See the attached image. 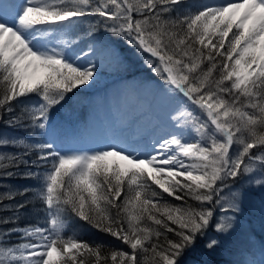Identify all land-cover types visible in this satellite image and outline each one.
<instances>
[{"label":"snow or ice","instance_id":"snow-or-ice-1","mask_svg":"<svg viewBox=\"0 0 264 264\" xmlns=\"http://www.w3.org/2000/svg\"><path fill=\"white\" fill-rule=\"evenodd\" d=\"M84 18H97L88 35L103 25L148 54L163 97L175 105L172 130L73 152L55 139L0 137V147L23 149L0 153V171L27 167L39 182L32 200L45 216L43 225L20 227L32 200L4 201L30 190L0 192V264H180L209 227L233 230L228 213L240 204L239 193L223 195L230 182L247 175L264 186V0H0V121L7 113L9 124L45 130L55 106L95 82L99 65L80 61L98 49L89 44L73 54L79 41L68 38ZM30 94L39 102L17 113L13 102ZM215 205L225 215L213 223ZM72 217L129 251L66 235ZM218 244L213 238L206 246Z\"/></svg>","mask_w":264,"mask_h":264},{"label":"rangeland","instance_id":"rangeland-1","mask_svg":"<svg viewBox=\"0 0 264 264\" xmlns=\"http://www.w3.org/2000/svg\"><path fill=\"white\" fill-rule=\"evenodd\" d=\"M192 2L216 4L226 3L227 0H192ZM96 19L77 20L68 30V38L79 41L71 49L73 54L81 52L82 49L86 50L89 44L98 49L100 53L98 56H90L80 61L81 64H87L91 59L99 65L98 74L94 78L95 82L74 90L68 94L65 101L55 106L50 111L47 129L35 130L25 124L24 126L14 125L17 131H13L11 130L13 128L10 127L12 124H9L10 128H1L0 137L24 140L32 144L55 139L65 152L99 149L106 146L102 126L109 123L108 109L110 108L113 111L121 112L133 124V129L141 126L143 131L139 133L138 137L140 138L149 140L151 136L146 133L150 129H157L155 132L171 131L165 129L163 124L168 125V119L163 118L169 113V108L174 103H170L162 96V81L149 67L148 54L139 52L130 46L123 37L108 32L103 25H99L91 35H88L89 27L95 24ZM26 98H30L28 106L39 102V97L36 94H30ZM108 131L110 133L109 129ZM129 136L132 138V135ZM8 146L0 147V153L20 155V152L23 151L19 144H15L16 149L14 150L16 151ZM252 151L258 154V149ZM31 155L32 159H35V153ZM25 159L28 158L25 157ZM27 171V167L24 171H20V174L16 171V174H13L15 177L8 184L13 191L30 190L24 196L16 198L17 202H22L25 199L32 200V195L39 186L36 179L25 175ZM3 175L5 174L0 172V177ZM255 175L258 176L259 173ZM4 182L7 184V180ZM231 193H239L240 204L238 212L228 213L229 215L234 214L236 217L234 228L230 233L225 234L213 230L207 241L213 238L219 240V244L224 246L222 250L227 251L229 256H234L230 264H261V261H264V186H257L253 182V177L246 175L237 178L234 183L230 182L228 187L223 190V195L226 198L230 197ZM30 204L32 207L35 206V213L42 216L41 220L34 224L43 225L45 221L44 213L41 211L43 206L35 200H32ZM214 213L213 223L225 215L221 211L220 205L214 206ZM32 218L36 219L35 216ZM79 222H81L80 219L76 217L69 219L66 235H72L74 232L77 235L81 233L80 229V231L89 229L79 225ZM82 224L85 223L82 222ZM77 225L78 232H73L72 228ZM16 241L17 236L14 235L12 242ZM213 253H215V248L209 249L207 253H203L197 258L190 259L187 264H207Z\"/></svg>","mask_w":264,"mask_h":264},{"label":"trees","instance_id":"trees-1","mask_svg":"<svg viewBox=\"0 0 264 264\" xmlns=\"http://www.w3.org/2000/svg\"><path fill=\"white\" fill-rule=\"evenodd\" d=\"M29 100H30V98L24 97V98H21L22 103L13 102L16 112L17 113L20 112L24 105H28V101ZM4 115H5L6 118H5V120L0 121V130H1V128L2 129H7V128L12 127L13 129H11V130L17 131L15 129L14 125H10V127H9L8 119L10 117L8 116V114L5 113ZM10 146L13 148V150L16 149L15 144L9 145L8 147H10ZM10 150H12V149H10ZM14 151H16V150H14ZM21 154L22 153L20 152V155ZM31 158H32V155H31ZM24 169H25V166L21 165L19 168L12 167L9 170L12 171L13 174H16V171L20 174V171H24ZM0 172H3V171H0ZM13 177H15V175L8 176L6 174L0 177V192H6V191L11 189V186H9L8 184L10 183L11 179L13 180ZM5 180H7V184L4 182ZM12 189H14V188L12 187ZM18 197H19V195L14 198V201L5 200L4 203L5 204H13L14 202H17L16 198H18ZM165 197L168 199V201L170 203H173V204H181V203H183L182 201H176L172 197H167V194H165ZM188 203L189 204H196L197 202L189 200ZM210 207H212V206H210ZM35 210H36V208H35L34 205L32 207L31 204H28L27 210L23 211L21 213V218H20V221H19V225L23 226V225H26V224H34V222H36L38 220H41L40 217H42V216L39 213H35L36 212ZM2 214L5 215V216H10L11 212H5V213H2ZM33 216H35L36 219L32 218ZM80 221L81 222L78 223L79 225L84 226L86 228H89L87 231H80L81 229L79 230L78 225L76 227L72 228L73 232L74 231L78 232V230H79V232H81V233L77 234V236L80 239H82L84 241H87L89 243L103 244V245H105V251H107L109 249H123L125 251H129L127 246L123 245L119 240L111 237L109 234L103 233V232L93 228L92 226H90L85 221H82V220H80ZM82 222H84L85 224H82ZM11 226L12 225H7L6 227H11ZM213 230H214L213 227H209L207 235L205 237H203V238H199L197 240L195 246L192 247L191 249H189L181 257L180 264H187V262L190 259H193L195 257L197 258L198 256H201L203 253H207L208 252L209 248L206 246L207 242H208L207 239H208L210 233ZM222 248H224V246L221 245V244H218V246L215 247V253H213L212 254L213 256L208 259V263L207 264H230V263H232L234 256L233 255L229 256L227 251L225 252L224 250H222ZM230 250H228V252H230Z\"/></svg>","mask_w":264,"mask_h":264},{"label":"bare ground","instance_id":"bare-ground-1","mask_svg":"<svg viewBox=\"0 0 264 264\" xmlns=\"http://www.w3.org/2000/svg\"><path fill=\"white\" fill-rule=\"evenodd\" d=\"M163 96V95H162ZM161 96V97H162ZM160 99V98H159ZM172 107L169 108V113L172 111ZM169 113L163 118V119H168ZM108 119L109 123L103 125L102 131H103V136H105L104 139V144L108 145L110 143L118 142L119 140H132L133 138L139 139L141 141H146V138H140L139 133H141L142 127L138 126L137 128L133 129V124L129 120L125 118V116L119 112V111H113L112 108L108 109ZM135 125V124H134ZM165 129L172 130L168 127V125L165 123L163 124ZM110 126V127H109ZM110 130V133L108 131ZM157 129L153 130H148L146 134L151 136L153 133H156ZM132 135V138H130L129 135ZM159 134H163L162 130L159 132Z\"/></svg>","mask_w":264,"mask_h":264}]
</instances>
